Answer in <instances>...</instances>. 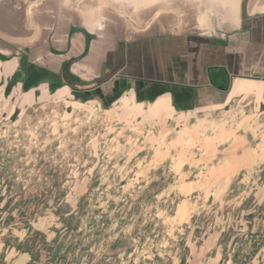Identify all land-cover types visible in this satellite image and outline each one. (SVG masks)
Returning <instances> with one entry per match:
<instances>
[{"label": "rangeland", "instance_id": "rangeland-1", "mask_svg": "<svg viewBox=\"0 0 264 264\" xmlns=\"http://www.w3.org/2000/svg\"><path fill=\"white\" fill-rule=\"evenodd\" d=\"M1 56L0 264H264L253 96L139 118L26 94Z\"/></svg>", "mask_w": 264, "mask_h": 264}, {"label": "crops", "instance_id": "crops-1", "mask_svg": "<svg viewBox=\"0 0 264 264\" xmlns=\"http://www.w3.org/2000/svg\"><path fill=\"white\" fill-rule=\"evenodd\" d=\"M0 55L26 94L94 95L139 118L264 105V0H0Z\"/></svg>", "mask_w": 264, "mask_h": 264}, {"label": "trees", "instance_id": "trees-1", "mask_svg": "<svg viewBox=\"0 0 264 264\" xmlns=\"http://www.w3.org/2000/svg\"><path fill=\"white\" fill-rule=\"evenodd\" d=\"M252 215H253V214L251 213V214L248 215V217H249V218H252ZM256 247H257V244L254 243V244H253V249H254V251L257 253V250H258V249H256Z\"/></svg>", "mask_w": 264, "mask_h": 264}]
</instances>
